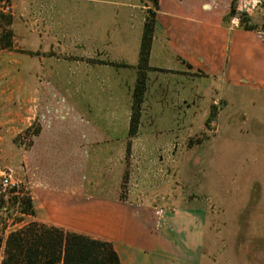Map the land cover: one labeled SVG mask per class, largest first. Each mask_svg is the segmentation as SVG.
I'll return each instance as SVG.
<instances>
[{
  "label": "rangeland",
  "instance_id": "rangeland-1",
  "mask_svg": "<svg viewBox=\"0 0 264 264\" xmlns=\"http://www.w3.org/2000/svg\"><path fill=\"white\" fill-rule=\"evenodd\" d=\"M174 3L264 32V0H158L157 9L153 0L0 1V179L9 176L19 197L65 191L74 201L85 199L91 175L94 183L103 176L107 196L162 211L203 209L204 264H264V94L224 90L180 67L155 31L130 134V65L143 24ZM104 64L124 71L119 97L101 92ZM16 209L0 219V264L8 233L41 223V213Z\"/></svg>",
  "mask_w": 264,
  "mask_h": 264
},
{
  "label": "crops",
  "instance_id": "crops-1",
  "mask_svg": "<svg viewBox=\"0 0 264 264\" xmlns=\"http://www.w3.org/2000/svg\"><path fill=\"white\" fill-rule=\"evenodd\" d=\"M35 19L38 25L45 23L42 17ZM156 19L158 34L164 39L163 48L180 67H186L197 76L212 78L224 90L264 94L263 31L227 26L223 16L212 17L197 9L181 11L175 3L160 7ZM25 25V22L20 24L23 37L30 34V28ZM72 30L76 33L77 27ZM138 50L134 65H130L133 75L131 97ZM164 66L162 63L161 68ZM95 68H84V75H90ZM100 70L107 75L105 91L101 89L105 92L103 96H121L120 92L125 89L121 78L124 71L115 64L101 65ZM109 75L113 77L109 78ZM110 83H113L112 93H109ZM93 96L101 95L95 93ZM86 124L89 125V120ZM101 155L102 151L96 148L91 163L97 160L93 157ZM91 166L93 168L94 164ZM94 178L91 175L85 190L80 193L85 199L72 201V195L65 191L51 194L39 191L33 199L42 214L39 222L110 243L120 264H204L206 216L203 209L177 207L165 210L156 226L152 206L107 196L110 185L106 177H98L96 183Z\"/></svg>",
  "mask_w": 264,
  "mask_h": 264
},
{
  "label": "trees",
  "instance_id": "trees-1",
  "mask_svg": "<svg viewBox=\"0 0 264 264\" xmlns=\"http://www.w3.org/2000/svg\"><path fill=\"white\" fill-rule=\"evenodd\" d=\"M1 1V0H0ZM155 9L158 0H153ZM233 13V10H232ZM227 15V17H231ZM251 30V28H244ZM156 16L151 14L142 27L138 50L136 69L138 74L133 88L132 109L130 118V134L137 122L136 106L141 102L145 91L144 78L140 74L149 56L153 34L158 31ZM39 129L35 130V134ZM18 188L7 192V199L0 194V219H9L11 208L17 205V213L34 217L38 210L30 197H19ZM87 196H90V194ZM16 221V222H15ZM13 224L20 223L15 220ZM1 264H120L119 258L112 245L105 241L95 240L87 236L69 232L54 226L30 222L10 231L5 238Z\"/></svg>",
  "mask_w": 264,
  "mask_h": 264
},
{
  "label": "built area",
  "instance_id": "built-area-1",
  "mask_svg": "<svg viewBox=\"0 0 264 264\" xmlns=\"http://www.w3.org/2000/svg\"><path fill=\"white\" fill-rule=\"evenodd\" d=\"M237 26V25H235ZM60 112V110H58ZM18 188V185L14 182L10 181V177L7 175H1L0 179V194L3 195V199H7V192L11 189ZM164 211L154 209L153 211V217L155 220V225L158 226L163 218Z\"/></svg>",
  "mask_w": 264,
  "mask_h": 264
}]
</instances>
